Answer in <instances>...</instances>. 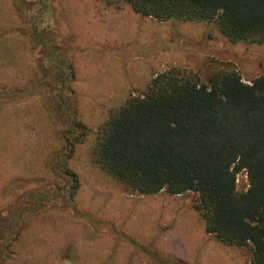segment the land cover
<instances>
[{"label": "rangeland", "instance_id": "rangeland-1", "mask_svg": "<svg viewBox=\"0 0 264 264\" xmlns=\"http://www.w3.org/2000/svg\"><path fill=\"white\" fill-rule=\"evenodd\" d=\"M50 1L58 10L46 20L76 74L75 116L91 129L124 104L130 87L142 88L172 66L203 71L206 62L219 59L235 63L246 82L264 76V43L232 42L215 22H161L129 4L103 0ZM22 2L29 18L39 9L38 0ZM1 9L0 67L10 61L13 70H0V264H250L249 248L238 249L243 257L209 239L214 236L206 234L193 207L194 192L131 193L99 168L91 155L94 132L67 161L79 178L74 195L67 199L48 189L63 185L47 168L59 151L55 138L64 128L63 113L59 103V110L52 108L50 95L48 103H41L43 97L27 102V77L33 75L27 39L15 26L12 6ZM25 25L29 32L31 23ZM109 94L116 97L106 99ZM247 187L241 170L237 190Z\"/></svg>", "mask_w": 264, "mask_h": 264}, {"label": "trees", "instance_id": "trees-1", "mask_svg": "<svg viewBox=\"0 0 264 264\" xmlns=\"http://www.w3.org/2000/svg\"><path fill=\"white\" fill-rule=\"evenodd\" d=\"M16 1L20 17L31 23L37 61L28 94L53 96L51 107L59 110V103L66 117L62 123L60 116L61 148L47 167L63 183L48 189L68 199L79 178L67 161L92 131L75 116L71 83L76 75L57 29L46 20L51 1L38 0L30 18L22 0ZM103 1L129 4L135 13L161 22H215L232 42L264 43V0ZM95 134L94 163L127 191L194 192L193 207L206 232L226 245L249 248L250 264H264L263 75L246 82L235 63L219 59L206 62L203 71L169 67L113 110ZM241 170L247 172L248 187L239 193Z\"/></svg>", "mask_w": 264, "mask_h": 264}, {"label": "crops", "instance_id": "crops-1", "mask_svg": "<svg viewBox=\"0 0 264 264\" xmlns=\"http://www.w3.org/2000/svg\"><path fill=\"white\" fill-rule=\"evenodd\" d=\"M9 1V0H8ZM8 1H6V0H1L0 1V11L2 10L1 9V6L2 5H7V7L9 6V5H11L12 6V8H13V10L16 12V14H17V18H18V20H19V24H18V21L16 22L17 24H15V26H17V30L24 36V37H26V39H27V43H28V49H29V51H28V54H26L25 56H27L29 59H30V63H29V75H30V73H31V70L33 71V75H32V77H31V80H32V78H33V76H34V70H35V62L33 63L32 62V52H31V49H30V46H31V48H32V39H31V37H30V34H29V32H28V27L25 25V22H24V20L20 17V14L18 13V11H17V7L19 6L18 5V3H17V1L16 0H11V3L10 2H8ZM51 9H53L54 11L55 10H58V8H57V6L56 5H53L52 4V2H51ZM114 7H116V6H114ZM138 14V13H137ZM151 18V17H150ZM1 19H3V17H1ZM4 22L6 21V20H3ZM8 24H10V23H8L7 22V25L6 26H4L3 27V30L5 29V28H7L8 27ZM8 53V52H7ZM25 56L23 57V58H25ZM5 57L8 59V55L6 54L5 55ZM10 57H11V55H10ZM25 60V59H24ZM10 61L9 62H7L6 63V67H0V70H1V72H4V71H6L7 72V74L11 71V70H13V68L10 66ZM32 64H34V65H32ZM22 66H23V68H24V64H21ZM20 65V66H21ZM0 66H1V64H0ZM10 66V67H9ZM74 67V66H73ZM33 68V69H32ZM26 69V67L24 68V70ZM75 71V70H74ZM0 74H2V73H0ZM76 75V74H75ZM157 75V74H156ZM28 76V75H27ZM30 78V76H28L27 77V80H28V82H30L31 83V80L29 79ZM76 79V78H75ZM151 79H152V77H151ZM150 79V80H151ZM150 82V81H149ZM149 82H147V85H148V83ZM11 85V84H10ZM147 85L146 86H143L142 88H137V87H134V86H132V87H130V89H129V93H128V96L126 97V100H127V98L131 95V94H133V95H136V92H140V93H142V91H144L145 89H146V87H147ZM71 86H72V83H71ZM72 89H73V87H72ZM74 90V89H73ZM74 92L76 93V91L74 90ZM75 96V95H74ZM26 99H30L29 101H27V102H30V103H35L36 101H39L40 99H37L36 100V98H38V97H43V99H44V102L42 101V100H40L41 101V103H48V100H49V98H48V95L46 94V93H41V94H39V93H32V94H29L28 96H27V94H26ZM29 97V98H28ZM35 97V98H34ZM113 97H116V94H109L108 95V98H106V99H111V98H113ZM75 98H76V96H75ZM48 99V100H47ZM24 101H26V100H24ZM23 101V102H24ZM105 101H107V100H105ZM73 102L75 103V110H76V112H77V110H79L78 109V104H77V101L76 100H73ZM105 103H107V102H105ZM118 109V108H117ZM113 110H116V109H113ZM113 110H111L110 111V113L113 111ZM109 113V114H110ZM78 119V118H77ZM80 121V120H79ZM83 123V122H82ZM84 124V123H83ZM103 124V123H102ZM102 124H100V126L102 125ZM86 125V124H85ZM87 126V125H86ZM99 126V127H100ZM58 127V126H57ZM88 127V126H87ZM99 127H97V129L99 128ZM89 128V127H88ZM64 129V128H63ZM89 129H91V128H89ZM97 129H91V131L92 132H94L95 133V131L97 130ZM61 131V132H60ZM59 132H57L56 133V140L59 142V149L61 148V145H62V141H61V139H62V137H61V135H62V131L63 130H60ZM92 132H90V133H92ZM60 133V134H59ZM88 136V135H87ZM86 136V137H87ZM85 137V138H86ZM84 138V139H85ZM83 143V142H82ZM81 143V144H82ZM78 145H80V144H78ZM78 145L76 146V149H77V147H78ZM93 145H94V143H93ZM93 147V146H92ZM91 150H92V148H91ZM75 153H76V150H75ZM75 153H74V155H75ZM55 154V153H54ZM74 157V156H73ZM48 168V167H47ZM60 181V180H59ZM61 182V181H60ZM201 217V216H200ZM205 232H206V228H205ZM206 234H207V232H206ZM203 238H204V240H207V238L205 237V235L203 234ZM210 240H217L218 242H220L223 246H229V245H226V244H224V243H222L221 241H219L218 239H216L215 237L213 238V237H211V238H209ZM229 247H232V248H234V250L236 251V254L237 255H242L241 254V252L238 250V249H240L239 247H234V246H229ZM243 256V255H242ZM244 257V256H243Z\"/></svg>", "mask_w": 264, "mask_h": 264}]
</instances>
